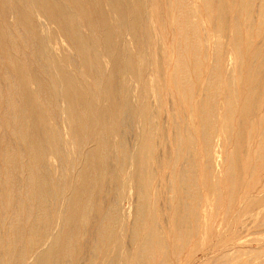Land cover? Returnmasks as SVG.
<instances>
[{
    "label": "bare ground",
    "instance_id": "6f19581e",
    "mask_svg": "<svg viewBox=\"0 0 264 264\" xmlns=\"http://www.w3.org/2000/svg\"><path fill=\"white\" fill-rule=\"evenodd\" d=\"M72 1L78 13L87 19L93 36L98 38L111 63V70L106 76L99 62L91 58L90 45L75 42L77 55L83 60L88 74V80L80 84L77 77L59 62L46 64L35 45L37 38L29 15L15 8L13 1H2V12L12 3L19 21L27 29L26 42L31 45L34 65L26 61V68H22L18 61H9L19 76L17 90L20 91V99L15 100L12 94L5 98L7 104L3 124L8 131L0 136V162L4 165L0 169V264H173L170 254L178 259L181 247L174 244L169 249L170 236L176 242L180 240L189 244L195 238L190 246L191 252L208 242L211 234L209 222L213 216L209 207V192L217 194L218 185H205V194L197 185L196 137L190 130L192 127L189 128V122L181 129L175 119L171 121L169 138L144 108L138 114L131 101L123 96L118 79L125 59L116 34L107 26L104 14L98 9L99 0H87L86 3L85 0ZM173 2L176 11L174 24L178 32V42L175 39L178 57L173 76L177 88L183 91L189 104L188 100L191 96L193 98L195 91L191 75L197 79L201 73L203 54L211 45L209 30L212 28L207 30L192 0ZM201 3L208 19L212 17V9L219 11L215 18L218 31L226 30L229 20L225 5L231 4L236 12L229 23L235 58L238 60L235 70L224 75L221 82L217 68L211 67L204 87L206 92L202 94L204 98L201 97L192 109L199 122L196 136H199L202 150L208 154L214 149L217 139L215 127L218 124L214 127L215 89L224 86V95L221 93V122L222 135L226 140L234 135L236 127L239 130L235 140L243 141L241 129L248 115L257 108L260 100L264 101V0H202ZM43 4L45 16L56 21L61 32L75 41L72 28L65 22V12L49 0H44ZM138 21V16H134L131 32L134 40L138 39ZM4 36L0 34V43ZM259 37H262L261 40L256 42ZM216 40H213L212 46L218 53L223 45ZM37 71L54 72V75L50 80H45L39 77ZM242 91L244 94H239ZM185 105L187 109L189 105ZM257 123L261 126L260 135L264 137V116ZM131 129L134 130L133 147H130L131 143L128 145L127 140ZM218 147L215 152L218 159L214 156L204 159L205 172L209 175L214 165H218L224 170L222 175L228 177L230 182V176L234 177L232 172L240 164L239 151L232 149L230 156L226 154L227 157L224 160L221 157V160L222 147ZM156 171L165 175L161 178L160 188L154 189V197L150 200ZM230 186L231 191L233 182ZM250 195H245L236 214L232 213L230 205L224 208L225 218L233 221L229 222L231 235L225 236L222 241L216 236L217 242L211 247L218 248V251L210 250L213 255L207 258L204 255V259L199 256L202 260L200 264H264V245L258 249L250 247L253 243L263 242L264 238L261 237L264 236L248 238L250 233H255L250 232L252 228H264V210L254 212L264 206V199H255ZM229 197L232 200L233 196ZM258 203L262 206H257ZM258 214H261L259 219ZM129 215L132 218L130 221ZM222 231L225 232L224 229ZM261 232L264 233V230Z\"/></svg>",
    "mask_w": 264,
    "mask_h": 264
},
{
    "label": "rangeland",
    "instance_id": "374dc122",
    "mask_svg": "<svg viewBox=\"0 0 264 264\" xmlns=\"http://www.w3.org/2000/svg\"><path fill=\"white\" fill-rule=\"evenodd\" d=\"M2 1L3 0H0V34H2L3 36L7 35V37L4 36V39L0 43V98L2 96V98L0 99V115H1L0 116V131H1L0 136L5 134L8 131V127H6V125L3 124L4 123L3 113L5 112L4 110H5L6 104H7L5 98L9 94H12L13 95L12 97L15 100L20 99V96H19L20 91L17 90L19 87V84H20L19 83L20 82L19 76L9 61H11V60L18 61L19 65L22 68H26V66H25L26 61L29 64L32 63L31 65H34V63H33L34 59H33V55H32L31 45L26 42V40L28 38V36L25 35V34H27V29L19 21L20 19L18 18V14L14 10L13 6L15 8H18V9L26 12L29 15L32 26H33L35 33H36L37 39H36L35 45H37L38 48L40 49V52L44 56V61L46 62V64L53 62V61L59 62L63 66L64 69H66L68 72H70L71 74H74L77 77L78 84L83 83L84 80L87 81L88 80V74H87L86 66L83 63V60L81 61V59H79V56L77 55V51L75 48V42L79 41L81 43H86V44L88 43L90 45V49H91L90 56H91V58L94 59L95 61L99 62L100 68H102V71L106 74V76L109 75V72L111 70V63L105 56L102 44L100 43V41L98 40V38L96 36H93V33H92L93 30L89 26L87 19L83 18L78 13L77 8L75 7L72 0H70V1L69 0H49V1L54 3L55 6H58L59 8H61L65 12V15H66L65 22L72 28L71 34H73L75 41L70 39V37L65 35L63 32H61V30L59 28V24L56 21H53L52 19L45 16V13L43 11L44 0H11V2L13 1L12 2L13 6L11 3V5H8V7H10V8H8L4 12H2V10L4 9L3 8L4 4ZM139 1L140 0H99L100 4L98 6V9L104 14L105 23L107 24V26L109 28H111V30L114 31V33L116 34L117 40L119 42V46L122 49V53H123V56L125 59V65L121 68L120 74H119V79H118L120 90H121L123 96L131 101V103H132V105L135 108L137 113L138 112L140 113V111L144 108L147 115L152 116L153 121H155L154 123L156 125H158L159 128H161L160 129L161 131H163L164 133L166 132L165 134L167 136H169V138L171 135V130H170V128L168 129V127H170L169 123L171 121H173L175 119L174 121L177 123L178 127L181 129L184 128L186 122H189V128L192 127V128H190V130L192 129L191 131L193 133V136H194V138L196 137L195 145H197V146L195 148V150H196L195 153H196V174H197V180H198L197 185L199 184V186L201 187L204 194L206 193L205 192L206 191L205 185L210 184V183H215L216 186L218 185L217 189L219 192H217V194H215L214 192L211 193V192L207 191L210 193L209 207H210V211L212 212L213 216L211 217V221L209 222L210 223L209 230L211 233L210 238H209L208 242H206L205 246H201V247L198 246V249L196 251L191 252L190 246H191V244H193L195 238L191 239L190 244L185 243V242L183 243V241H180V240L176 242L171 236L169 238L170 241L168 240V243H170L169 249H172L174 244H178L181 247V252L178 256V259L170 254V256H171L170 259L172 260L173 264H188V263L189 264H192V263L193 264H200L199 262L202 261L201 258L202 259L205 258L204 255L206 256V258L211 257V255H213V253H212L213 251H218V248L211 247L213 245V243L217 242L216 240L218 237L220 238V240L221 239L224 240L225 236L230 237V235H231L230 230L232 229V227H229V225H231V223L229 224V222H233V221H232V219L225 218V214H223V212L225 213L226 209H224V208H227L228 205H230L232 213L236 214L239 210V207L241 206L240 204L242 203V201L245 198V195H250V193L252 194V192H253V194L250 195L251 197L254 196L253 198H255V199L262 197L264 199V168H260V167H264V155H263L264 154L263 153V151H264V137H261V135H260L261 126L260 125L258 126V123H257L261 119V117L264 116V111H263L264 110V101H263V99L260 100L258 105H257V108L252 113H250L248 115V117L246 119V123L243 125V128L241 129L242 134H243V141H236L235 140V136L237 135V130H239L236 127H234V132H233L234 135H232V137H230L229 139L226 140L223 138V135H222L223 134L222 133V123L223 122H221L222 121V113H223V109L221 107L223 102H221L222 101L221 99L223 98V95H224V88H223L224 86L222 85L220 88L215 89L213 91V95L215 96V103H216V110L214 113V119H216V120H214V127H215V125L218 124V126L215 127L217 129V131L215 130V137H217V139H215L216 142L214 140L216 145L215 144L213 145V147L214 146L215 147H214V149H212L213 151L211 150L212 153H210L211 151H209L208 154L205 153L202 150V145L200 143L199 136H196V135H198L197 134V129H198L197 125L199 122H198L197 115L195 113H193L192 109L194 108L195 104L198 101H200L202 98H204L203 95L206 92L204 87L206 85L207 79L209 78V74H210L209 69H211V67L217 68V76L221 77V78L219 77L221 82L224 80L225 76L227 75V73L230 70H235V66L237 65L236 63L238 60L235 58V49L232 45L233 38L230 35V28L231 27L229 26L231 19L236 14L234 6H232L231 4L225 5V13L228 16L229 20L226 23V30H222L223 31L222 32V31H218V22L215 20L216 13L219 11H217V9H212L211 10V11H213L212 17H211V19H208V18H206L207 16H206L205 10L203 8H201L202 7V3H201L202 0H192L193 5L196 8L198 7L199 15L205 21V26H206L207 30H209V28L210 29L212 28L211 30H209L210 33L212 34V36L210 34V44H211L209 46L210 48L208 50H205V52L203 54L202 67H204V68L201 67V73L197 79L194 78L193 74L191 75V79L195 83V89H194L195 91L193 94V98L191 96V98L188 100V102H189V104H188L185 97H184L183 91L177 88L176 80L173 76L174 75V67L177 64V57H178V55H177L178 54V52H177L178 51L177 50L178 45L176 43V40L178 42V32H177L176 25L174 24L175 23V16H176L175 4L173 2L174 0L173 1L172 0H141L140 1L141 3H139ZM86 2H87V0H85V3ZM87 7L90 8V5L88 4ZM163 7H165V9H163ZM11 9H13L14 11ZM139 9H141V10H139ZM144 9H145V11H144ZM148 9H150V10H148ZM171 15H172V17H171ZM229 15H230V17H229ZM134 16H138V18H139V21L137 23V29H136V32L138 35L137 40H134L131 38V36H132L131 35L132 22H133ZM206 21H207V23H206ZM36 22H37V24H36ZM208 22H210L212 25ZM111 23H112V25H111ZM166 23H168V25ZM88 27H89V29H87ZM171 27L173 30L171 29ZM168 29L171 31L169 32ZM174 30H176V32ZM212 30L213 31L215 30L218 34L215 33V31L213 33ZM39 32H41V33H39ZM53 35H54V37H53ZM213 35H214V37H213ZM170 36H172V37H170ZM94 37L96 40L94 39ZM168 38L169 39L171 38L170 41ZM261 38L262 37H259L258 39L256 38L257 39L256 42H259L258 40L259 39L261 40ZM216 39L219 40L220 43L223 45L219 51L221 53H219V52L217 53L212 46L213 42ZM228 39H229V41H228ZM165 43H167V44H165ZM167 50H168V52H167ZM213 50L215 51V53ZM209 51H211V52H209ZM222 51H223V53H222ZM225 51H227V52H225ZM147 52H149V53L147 54ZM243 52H245V51H243ZM73 53L75 55H73ZM212 54H213V56H212ZM174 55H175V57H174ZM210 55H211V57H210ZM219 55H221V56H219ZM232 55H234V56H232ZM231 59H234V60H232L233 62L231 61ZM215 60H217L216 63L214 62ZM138 61H140V62H138ZM147 62H149V63H147ZM74 63H76V65ZM213 64H215V65H213ZM229 64L230 65L232 64V66H230ZM81 68H82V70H81ZM37 73H38L40 78L42 77L45 80H50L52 78V75H54V72H52L50 74L48 71L44 72V73L37 71ZM166 73H167V75H166ZM220 74L223 76L225 75V76L223 77ZM169 75L171 76V78ZM200 76H202V77H200ZM151 80H152V83L150 82ZM169 80H170V82H169ZM197 80H199V81L201 80V81L199 82ZM202 81H203V84H202ZM170 83H172V84H170ZM262 83L264 84V77L262 79ZM130 85H131V87H130ZM169 85H171L172 88ZM201 85H202V87H201ZM137 86H139V87L137 88ZM169 87H170V89H169ZM219 90H221V91H219ZM163 91H166V92H164V94H163ZM167 91H168V93H167ZM170 91H172V92L170 93ZM199 91L200 92L202 91V92L200 93ZM143 93H145V94L143 95ZM175 93H176V95H174ZM217 93H218V95H217ZM221 93H223V95ZM241 93L244 94V91L240 92L239 94H241ZM163 97H165V98H163ZM198 98H200V99H198ZM191 99L192 100L194 99L193 100L194 102L193 101L190 102ZM195 99H198V100L196 101ZM184 100H185V102H184ZM140 103H142V104H140ZM191 103L193 105H191ZM3 104H4V106H3ZM155 104H157V105H155ZM158 104H159V106H158ZM185 104L189 105L187 109L185 108V106H186ZM175 109H176V111H175ZM178 109H179V111H177ZM185 109L187 111H189L190 109L191 110L189 112H187ZM153 112H154V114H153ZM167 112H168V114H167ZM191 113H193V114H191ZM193 115L195 118L193 117ZM256 116L259 118H257ZM215 117H217V118H215ZM187 119H188V121H187ZM190 119L194 123L193 125H192V122L190 121ZM156 120H157V122H156ZM161 122L163 124H165V126ZM218 122H220V123H218ZM159 123H160V125H159ZM193 127H195V128H193ZM9 129H10V127H9ZM162 129H164V130H162ZM168 133L170 135H168ZM249 133H251V134L249 135ZM256 133H258V134H256ZM259 135H260V137H259ZM133 136H134V130L131 129V130H129V135H128L129 139H127L129 141L128 145L131 143L130 147L134 146ZM233 138H234V140H233ZM229 140H231V142H229ZM253 142L255 144H253ZM257 142H259V143L257 144ZM229 143H230V145H228ZM252 145H254L255 147ZM218 146L222 147V154L220 155L219 159H221V157H222L223 160H224V158L227 157V155L230 156L229 154L232 153L231 152L232 149H233L232 151H234L236 148L239 151L240 164H239L238 168L232 172V173H234L233 174L234 177L230 176L231 180H232V181L230 180V182L228 180V177L224 176V174L222 175V173H224V170L220 169V166H218V165L217 166L214 165L213 171L209 175L205 172V169H204V167H205L204 161L205 160L204 159L205 158L207 159L208 157L212 158L213 156L218 159L217 153H215L217 151V149L219 148ZM226 147H227V149H226ZM252 148L253 149L256 148L255 150H257V151L255 152V150H253ZM228 149H229V151H228ZM259 150H261L262 152ZM225 152H227V153H225ZM199 158L200 159L202 158L201 161ZM251 160H253V161L251 162ZM0 163H1L0 169L2 170L1 167H4V165L2 164V161ZM200 167H201V169H199ZM199 170H200V172H199ZM255 170H257V171L255 172ZM159 172L160 171H158V172L156 171V178H155V181L153 182V187L150 190V194H149L150 200H152L151 198L154 197V193H155L154 189H156V187L160 188V186L162 184L163 175H165L164 173L162 175V173L160 174ZM217 173H218V175H217ZM198 175H200V176H198ZM211 175H213V176H211ZM248 177H249V179H248ZM239 179H241V180H239ZM216 180H218L217 181L218 184H217V182H215ZM156 181H157V183H156ZM231 182H233V189L230 191ZM244 183H245V185H244ZM220 186H222V187H220ZM242 186H244V187H242ZM260 186H263V187H260ZM218 187H220V190ZM260 188H261V190H259ZM204 189H205V191H204ZM241 189H243V190H241ZM152 192H153V195H151ZM239 192H240V194H239ZM255 193H256V195H255ZM219 194L221 196H218ZM229 195L233 196L232 200L230 199ZM259 195H261V196H259ZM237 197H238V200H237ZM219 205H220V207H219ZM257 206H262V205H261V203L260 204L258 203ZM126 207H127V204H126ZM219 209H220V211L218 212ZM262 209L264 210V206L260 207L259 209H256L254 212H259V211L261 212ZM216 212H218V214ZM216 215H217V217H216ZM130 217H131V215H129V221L132 220V218H130ZM260 217H261V214H258V219ZM213 218L215 219L214 221H213ZM227 226L229 227V229ZM222 229H224L225 232H223ZM262 229L264 230V228H259V229H255V228L253 229L252 228L250 230V232H255L256 234L254 233V235H253L252 233H250L248 238H257V236H259V238H260L261 236H264V233L261 232ZM259 230H260V232H259ZM215 232L217 233V235ZM212 234L214 235V237ZM216 236H218V237L216 238ZM261 238H264V237H261ZM180 243L182 244V246ZM259 243H257V244L253 243V245L250 247H252L253 249L254 248L258 249V248H260V245H262V246L264 245V241L259 242ZM202 250L204 252H202ZM170 251L171 250H169V253H170ZM208 254H209V256H208ZM182 255H184V256L182 257ZM195 255H196V257H195ZM193 261L194 262L196 261V262L194 263Z\"/></svg>",
    "mask_w": 264,
    "mask_h": 264
}]
</instances>
